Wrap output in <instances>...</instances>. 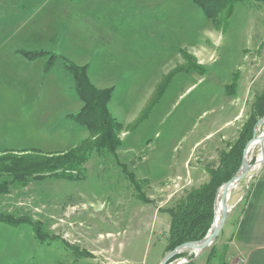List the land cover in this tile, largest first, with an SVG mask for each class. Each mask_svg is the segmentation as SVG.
I'll list each match as a JSON object with an SVG mask.
<instances>
[{"label":"rangeland","instance_id":"rangeland-1","mask_svg":"<svg viewBox=\"0 0 264 264\" xmlns=\"http://www.w3.org/2000/svg\"><path fill=\"white\" fill-rule=\"evenodd\" d=\"M213 1L0 0V264H159L166 210L208 181L264 87V0L208 18ZM70 65L111 91L120 125L115 153L75 170L65 156L92 136L74 122ZM256 175L231 193L223 232ZM221 238L201 258L218 262Z\"/></svg>","mask_w":264,"mask_h":264},{"label":"trees","instance_id":"trees-1","mask_svg":"<svg viewBox=\"0 0 264 264\" xmlns=\"http://www.w3.org/2000/svg\"><path fill=\"white\" fill-rule=\"evenodd\" d=\"M236 0H214L212 6H206L201 3L200 6L205 16L212 18L222 7L228 6ZM67 70L73 76L74 90L80 101L84 104L82 111L74 116V122L83 127L91 136L92 140L83 143L75 148L70 155L65 156L71 160L70 170H75L81 166L89 153L95 150L97 153L106 151L114 154L120 146L118 139L120 125L110 117L107 109V103L111 99V91H95L86 80L85 69H79L75 66H67ZM264 118V87L258 95L255 96L251 105V112L248 120L242 126L236 142L230 146L229 151L219 155V163L215 169L210 170L209 179L196 189L190 190L184 197L180 198L174 207L167 209L170 217L169 228L166 238L165 253L171 252L178 246L202 240L210 230L214 219V200L217 190L238 172L242 154L246 144L253 137V129L258 120ZM0 153L2 152L0 148ZM2 157V156H0ZM23 157V165L28 170L34 169V163ZM76 162H72V161ZM32 161V160H30ZM14 169L9 173L18 175L19 171ZM2 194V190H0ZM184 257L183 254L175 259Z\"/></svg>","mask_w":264,"mask_h":264},{"label":"crops","instance_id":"crops-1","mask_svg":"<svg viewBox=\"0 0 264 264\" xmlns=\"http://www.w3.org/2000/svg\"><path fill=\"white\" fill-rule=\"evenodd\" d=\"M47 50L37 49L33 54L48 53ZM45 55L37 58L44 61ZM225 225L219 233V237L222 235L221 256L215 264H264V171L254 177L241 211L235 214L229 228L223 232ZM203 255L194 259V263L202 259L199 264H212L208 258H201Z\"/></svg>","mask_w":264,"mask_h":264},{"label":"water","instance_id":"water-1","mask_svg":"<svg viewBox=\"0 0 264 264\" xmlns=\"http://www.w3.org/2000/svg\"><path fill=\"white\" fill-rule=\"evenodd\" d=\"M261 126H264V118L258 120L257 123L255 124V127L253 129V137L246 144V146L243 150L241 166H240L238 172L236 173V175L233 178H231L228 182L223 184L216 192V196H215V200H214V206H213L214 219H213L212 225H211L210 230L208 231L207 235L200 241L189 242V243H185V244L178 246L177 248H175L171 252L167 253L163 257V259L159 262V264H180L179 260H181L182 258H180V259H178V258L175 259V258L177 256L183 254L184 252H187V251L190 253H194V258H196L199 254L204 252L215 241V239L219 235V233H220V231H221V229H222V227L226 221L228 213L232 209V208L229 209L230 207H228V205H227L228 191L230 189V186L234 182L239 183L241 181V179L249 173L250 165H248V162L246 161V152H247L248 147L254 141L257 128L261 127ZM258 139L260 140V142L263 145V143H264V131H263V133H261L258 136ZM261 168H262V166L257 170V174H259ZM241 172H242V174H240ZM219 193H221V215L219 217L218 222H216V219H215L216 218V211H217L216 199H217ZM193 251H197V252H193Z\"/></svg>","mask_w":264,"mask_h":264},{"label":"bare ground","instance_id":"bare-ground-1","mask_svg":"<svg viewBox=\"0 0 264 264\" xmlns=\"http://www.w3.org/2000/svg\"><path fill=\"white\" fill-rule=\"evenodd\" d=\"M259 135H260V133L259 132H256V136L254 138V141L251 143V145L247 149V152H246V161L248 162V165H249V160H250L249 158H251L250 155H252L257 149H259V147L261 148V146H262V143L258 139V136ZM263 161H264V152H263L262 149H259L258 155H257V159H256V165L255 166H250L249 173L252 172V171L258 170L262 166ZM242 172L240 174H242ZM237 185H238V183L237 182H234L230 186V189H229L228 195H227V200L229 199L231 193L236 189ZM216 204H217V211H216V218L215 219H216V222H218L219 217L221 215V193H219V195H218V197L216 199ZM229 209H231V208H229ZM193 252H197V251H193ZM183 261H180L179 260L180 263L183 262Z\"/></svg>","mask_w":264,"mask_h":264},{"label":"built area","instance_id":"built-area-1","mask_svg":"<svg viewBox=\"0 0 264 264\" xmlns=\"http://www.w3.org/2000/svg\"><path fill=\"white\" fill-rule=\"evenodd\" d=\"M263 171H264V168L261 169L260 173L263 172ZM181 260L182 261L184 260V261L181 262L180 264H187L188 263V260L186 259V257L185 258H182Z\"/></svg>","mask_w":264,"mask_h":264}]
</instances>
